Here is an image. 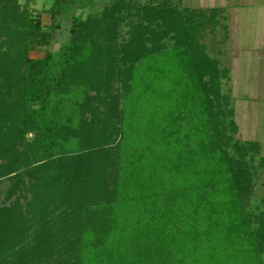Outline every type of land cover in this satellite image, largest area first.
Listing matches in <instances>:
<instances>
[{"label":"trees","instance_id":"trees-1","mask_svg":"<svg viewBox=\"0 0 264 264\" xmlns=\"http://www.w3.org/2000/svg\"><path fill=\"white\" fill-rule=\"evenodd\" d=\"M111 1L83 19L75 10L89 0H52L45 26L31 0H0V264L27 248L9 263L262 264L264 213L246 210L252 174L226 151L232 139L209 100L217 62L199 47L219 8L197 16ZM61 16L69 40L51 50ZM154 98H175L174 125L188 118L193 131L139 134L134 151L127 131L116 143L99 108L121 103L122 122L147 115L143 126L155 128ZM236 149L260 152L248 141Z\"/></svg>","mask_w":264,"mask_h":264},{"label":"rangeland","instance_id":"rangeland-1","mask_svg":"<svg viewBox=\"0 0 264 264\" xmlns=\"http://www.w3.org/2000/svg\"><path fill=\"white\" fill-rule=\"evenodd\" d=\"M52 0H31L28 9L32 17L41 20L45 26L50 25V16L47 10L51 6ZM92 8L86 10H75L76 15H81L85 19L89 13L101 12L105 5L112 2L111 0H89ZM24 5L26 0H19ZM141 5H156L166 2L168 6L177 8L178 11H185L186 9L195 12L197 16L199 11L211 8H219L220 13L217 17V23L214 27L207 26V31L201 37L199 44L203 55L209 59L217 62V69L219 70V90L211 93L209 100H212L211 106L214 113H217L220 121L223 122L225 132L231 136V144L226 149L228 155L234 160L239 161L245 165L246 169L252 174L251 180V197L248 199L246 210L252 215H259L264 213V167L261 160L260 152L254 150H246L238 153V148L244 145L252 135L260 140V119L262 113V82L263 78L262 62L264 59V27L262 23V10L264 9V0H138ZM58 29L55 32L51 50H58V48L68 42L70 20L61 16L57 19ZM121 33L129 30L126 26H121ZM123 37L125 35H122ZM122 38V37H121ZM171 44L170 42H168ZM31 59H40L44 56V50L33 51L29 54ZM238 60V62H237ZM227 70L226 76L221 77L222 71ZM115 87H120L116 84ZM113 96V95H112ZM114 97V96H113ZM227 100V105L221 107V103ZM108 99H106L107 101ZM148 104L152 111V122L156 121L155 128H145L144 119L148 116L131 117L129 113L124 115V121H121V103L117 106L111 103L109 109L100 107L101 113H110L106 118L114 132L115 142L121 145L123 140L121 132H128L127 137H124L125 148H132L137 150L139 143L135 140L140 134V139L143 141L150 134L174 133L175 131L182 134H190L192 132V125L188 118L181 120L182 122L177 126L174 125L176 117L173 116L172 108L176 105V99L170 100L154 98ZM171 102V104H170ZM221 110V111H220ZM183 112V110L181 109ZM89 117L88 114H86ZM173 116V117H172ZM145 117V118H144ZM170 117V118H169ZM144 118V119H143ZM133 119V125H132ZM180 120V119H179ZM124 123V124H123ZM237 132H233L236 129ZM128 135H132L129 137ZM28 137H31L30 135ZM238 143V144H237ZM237 144V145H236ZM121 149V146H119ZM131 150V149H130ZM251 179V178H250ZM243 185V184H242ZM248 186V183H247ZM224 187V186H223ZM227 188V187H224ZM249 188V187H247ZM246 188V189H247ZM62 211L58 209L55 211V218H60ZM63 219L60 228L66 229L68 225L65 223L64 215H60ZM61 219V218H60ZM70 222V221H69ZM143 224L141 218V224ZM64 232V230H63ZM71 245L80 244V240L76 237L70 239L68 242ZM16 251V250H15ZM14 252V251H13ZM12 252V255H13ZM30 250L27 248L19 253V257L29 256ZM6 254L0 252V256L4 257ZM13 255L14 258H16ZM13 257L5 262L9 263ZM255 258H259L264 264V238L257 243V249L254 254Z\"/></svg>","mask_w":264,"mask_h":264},{"label":"crops","instance_id":"crops-1","mask_svg":"<svg viewBox=\"0 0 264 264\" xmlns=\"http://www.w3.org/2000/svg\"><path fill=\"white\" fill-rule=\"evenodd\" d=\"M264 8V7H263ZM262 23H263V27H264V9L262 10ZM238 62V60H237ZM262 71V74H263V78L261 79V82H262V91H261V98H262V113H261V119H260V122H261V125H260V140L256 137V136H251L248 140V142H253V143H256L259 145L260 147V155H261V158L264 160V59H263V62H262V69L259 70V72Z\"/></svg>","mask_w":264,"mask_h":264}]
</instances>
